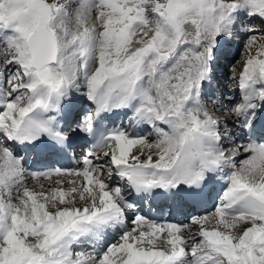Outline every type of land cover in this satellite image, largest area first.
Here are the masks:
<instances>
[{
  "label": "snow or ice",
  "instance_id": "obj_1",
  "mask_svg": "<svg viewBox=\"0 0 264 264\" xmlns=\"http://www.w3.org/2000/svg\"><path fill=\"white\" fill-rule=\"evenodd\" d=\"M242 16L264 27V0H0V264H264V30ZM237 27L241 96L225 100L212 86ZM78 140L81 168L27 166ZM53 176L67 190L29 187Z\"/></svg>",
  "mask_w": 264,
  "mask_h": 264
},
{
  "label": "rangeland",
  "instance_id": "obj_2",
  "mask_svg": "<svg viewBox=\"0 0 264 264\" xmlns=\"http://www.w3.org/2000/svg\"><path fill=\"white\" fill-rule=\"evenodd\" d=\"M245 18H247L246 21H244ZM241 19H242L243 23L251 22L255 27L262 28V30H264V27H262L260 24V18L259 17L242 16ZM235 38H237L238 41H235ZM227 40H228L227 41L228 48H226V50H225L227 52V57L226 58L222 57L218 62V65H221V70L220 71L216 70V76H217V79H219V78L220 79L217 81V83H218L217 88L214 89V92L217 94H218V92H220L222 95L224 94L223 97L225 100H227L230 98V96L228 94H226L227 93L226 87L228 89V87L232 86L231 94H233L237 98V100H239V97L241 96V94L238 90V87L233 88V86H236L238 84V79L237 80H231L230 77L233 76L234 74L238 75V73L240 71H242L243 65H242V62H240V61H241L242 54L244 52L243 45L246 43V33L243 32L239 27H237L236 30L234 31V33L232 34V36ZM234 43L237 45V46L235 45L236 46L235 48L232 46ZM230 54H232L231 57H230ZM232 65H235V72H233ZM220 80H221V82H220ZM224 90H225V93L223 92ZM209 110L214 111L211 105H209ZM221 111H222V109H217L214 111V114L217 115L221 120L223 119V116H230V114H227V113H225L224 115H221ZM81 149L82 150L81 151L79 150L78 152L80 153V156H83L82 152L84 151L85 148H81ZM82 166L80 165V167H82ZM29 187L32 189V183H30V182H29ZM68 187H69V185L67 183H64V188L66 190ZM212 211H214V210H210V212H212ZM207 213H209V212H206V214ZM194 215H196V214H194ZM117 238H118V236L116 238H114L112 241H110V243L114 242Z\"/></svg>",
  "mask_w": 264,
  "mask_h": 264
},
{
  "label": "bare ground",
  "instance_id": "obj_3",
  "mask_svg": "<svg viewBox=\"0 0 264 264\" xmlns=\"http://www.w3.org/2000/svg\"><path fill=\"white\" fill-rule=\"evenodd\" d=\"M246 19L247 18H245V20L244 21H246ZM240 32V31H239ZM235 41H238V39L237 38H235ZM236 43V42H235ZM233 44L232 46L235 48L237 45L236 44ZM236 45V46H235ZM226 48H228V45L226 46V47H224L223 46V51H225L226 50ZM232 56V54H230V57ZM217 71H220L221 70V65H217V69H216ZM219 74V73H218ZM217 77V76H216ZM236 87H238V84L236 85V86H233V88H236ZM227 88V87H226ZM231 88H232V86L229 88V89H227V93L226 94H230L231 93ZM230 92V93H229ZM220 92H218V94H219ZM241 94V93H240ZM224 95V94H223ZM221 93H220V95H218L217 97L219 98L220 96H223ZM226 96V95H225ZM211 111V110H210ZM120 115H123V114H120ZM232 117L231 116H223V119L222 120H224V119H231ZM109 123V122H108ZM117 126H118V124H116ZM109 126H111V124L109 123ZM229 127L232 129V131L233 132H235V137H234V139H235V141H236V143L237 144H244L245 142H246V140L248 139V137H246V136H244V133L242 132V131H240V129L239 128H237V127H232V125H229ZM141 129H143V128H135V127H129L128 128V131L129 132H136L137 134H139L140 133V131H141ZM133 152H135V149H133ZM82 157L83 156H81V158H78V161H79V166L81 165L82 166ZM243 158V154H238L237 155V157H236V160H237V163H239V161L241 160ZM154 159H155V157H154ZM81 163V164H80ZM27 166L29 167V168H31L32 170H34L32 167H38V162H36V159L33 157V156H28V158H27ZM56 167H59V168H62V167H60L59 165H56L55 167H53V168H56ZM53 168H50V167H48V166H40L36 171H47V170H49V169H53ZM81 168V167H80ZM62 169H67V168H62ZM225 171L227 172L228 171V169L226 168L225 169ZM58 179H61L60 177H56V176H53L51 179H45V178H39V179H36V180H33V179H31L30 177H29V182L30 183H32V189L33 190H35V191H39L40 190V184H43L44 186H45V188L47 189V188H49V187H62L64 190H66L65 188H64V184H62V185H57L55 182L58 180ZM225 184H226V178L223 176V175H221L220 177H218V180H217V182H215L213 185H211L210 186V188H209V190H212V189H220V191H221V193L220 194H222V191L223 190H225ZM219 201L217 200V203H218ZM211 203H206L204 206H202V207H204L203 209H207V210H209L208 212L209 213H207V214H210V213H212V212H210V210H214V209H211ZM201 207V208H202ZM200 208V209H201ZM203 214H206V212H202V213H200V214H197V215H203ZM170 218H172V220H174L175 219V217L173 216V217H170ZM170 218L168 219V220H170ZM183 219H184V216H183ZM119 235V233H115V234H110L109 236H108V238H107V240L108 239H112V237L114 236V237H117Z\"/></svg>",
  "mask_w": 264,
  "mask_h": 264
}]
</instances>
